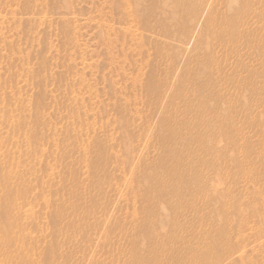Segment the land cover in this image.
I'll list each match as a JSON object with an SVG mask.
<instances>
[{
	"label": "rangeland",
	"instance_id": "374dc122",
	"mask_svg": "<svg viewBox=\"0 0 264 264\" xmlns=\"http://www.w3.org/2000/svg\"><path fill=\"white\" fill-rule=\"evenodd\" d=\"M0 264H264V0H0Z\"/></svg>",
	"mask_w": 264,
	"mask_h": 264
},
{
	"label": "bare ground",
	"instance_id": "6f19581e",
	"mask_svg": "<svg viewBox=\"0 0 264 264\" xmlns=\"http://www.w3.org/2000/svg\"><path fill=\"white\" fill-rule=\"evenodd\" d=\"M232 33H233V32H232ZM200 123H201V122H200ZM200 126H201V125H200ZM199 129H200V127H199ZM196 131H197V130H196ZM220 133H221V132H220ZM208 153H209V152H208ZM187 165H188V164H187ZM150 182H151V181H150ZM152 183H153V182H152ZM151 189H152V187H151ZM9 198H10V197H9ZM9 198H8V199H9Z\"/></svg>",
	"mask_w": 264,
	"mask_h": 264
}]
</instances>
